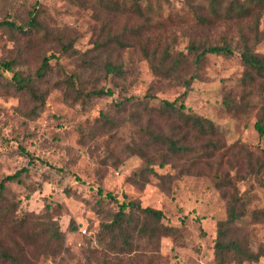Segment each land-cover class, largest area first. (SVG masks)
<instances>
[{
    "label": "rangeland",
    "instance_id": "374dc122",
    "mask_svg": "<svg viewBox=\"0 0 264 264\" xmlns=\"http://www.w3.org/2000/svg\"><path fill=\"white\" fill-rule=\"evenodd\" d=\"M190 2L206 5L204 0ZM159 3L157 19L162 25L136 38L128 30L138 27L140 19L130 15L113 18L98 7L96 0H0V19L14 15L18 23L37 5L39 18L51 34L44 41L1 29L0 63L14 59L15 69L33 72L43 55H57L52 62L53 73L36 84L37 90L45 93L44 105L36 114L31 112L29 95L0 85V182L7 175L28 169L19 180L6 184V198L17 203L19 216L31 213L43 217L48 206L49 217L63 233L62 245L55 254L38 253L32 246L26 248L28 264H216L213 245L217 223L226 218L227 207L222 196L225 187L218 188L216 183L231 180L247 212L264 208V188L253 177L240 180L248 161L256 156L254 147L264 149V134L259 135L254 126L264 97L254 86L249 90L250 96L245 97L249 104L245 112L231 113L222 106L227 94L233 101L241 97L243 67L238 55H207L198 70L188 62L185 77L194 75L195 80L186 90L181 82L157 76L141 49L144 45L149 53L155 51L156 59L165 48L171 49L172 54L186 53V46L193 41L219 45L226 40L237 49L241 34L252 43L253 32L249 28H253V20L216 22L201 28L193 23L183 1ZM255 27L259 40L254 48L264 55L263 11ZM113 33H122L127 45L116 52L117 62L128 73L125 78L113 80L97 71H81L84 52L93 51L96 42ZM55 36L63 43L71 42L68 51L59 50L52 40ZM94 55L87 53L88 58ZM64 72L79 73L85 89L103 87L112 96L75 100L65 95L59 82L64 79ZM185 91L186 111L219 129L222 148L214 150L206 146V140L190 135L187 142L192 151L182 157L167 156V163L161 165L163 155L168 153L157 146L150 151L157 176L137 187L130 179L138 178L143 164L137 155L125 150L126 142L138 141L137 127L128 122L114 132L113 138L104 131L96 141L81 143V135L89 131L94 119L108 111L110 103L119 97L146 93L154 96L147 113L151 115L161 101H173ZM154 123L166 131L164 121L155 119ZM98 141H102V149ZM104 142L117 164L107 157ZM99 187L120 201H135L160 210L162 223L172 227L173 232L152 241L142 238L129 253L109 251L105 241L99 239L100 225L116 208L112 203L99 201ZM236 227L238 235L247 233L244 236L252 253L264 246V225L253 224L250 213L238 220ZM243 264H264V256Z\"/></svg>",
    "mask_w": 264,
    "mask_h": 264
},
{
    "label": "trees",
    "instance_id": "16d2710c",
    "mask_svg": "<svg viewBox=\"0 0 264 264\" xmlns=\"http://www.w3.org/2000/svg\"><path fill=\"white\" fill-rule=\"evenodd\" d=\"M187 5L193 17V23L201 28L213 26L216 22H244L253 20V41L241 34L240 45L237 49L232 48L229 41L223 40L219 45L190 42L186 46V53L183 51L173 52L169 48L157 53L142 45V54L150 62V68L159 77L172 79L174 82H181L187 90L195 80L194 75L185 77V65L190 62L196 70L202 67L207 55L231 56L238 55L239 62L243 67L240 78L241 97L233 101L230 95H225L222 106L231 113L245 112L247 107L246 98L250 96V91L255 87L264 97V55L255 51L259 36L256 30L258 15L264 12V0H204L206 5L192 4L191 0H181ZM97 5L102 10L109 12L114 18L120 15L134 16L142 23L128 30L129 33L138 38L143 32L156 30L162 23L157 19L160 8V0H96ZM14 15H6L0 19V30L12 31L21 34H30L35 38L46 41L50 37V32L39 18V9L33 5L27 12L26 19L18 23ZM123 34H110L100 42L94 44L93 51L84 52L81 71L100 72L104 78L111 77L113 80L125 78L128 74L124 70L122 63L117 62L116 52L124 49L127 45L123 40ZM55 45L59 50L68 51L71 42L63 43L58 37H53ZM155 50V49H154ZM95 53L88 58L87 53ZM103 54L105 55L103 57ZM191 57V59H190ZM190 61H187V59ZM57 60V55H43L39 65L33 72L27 69H15L16 62L11 59L0 63V85L6 89L13 88L17 92L27 94L33 103L31 112L36 114V110L44 105L45 93L37 90L36 84L43 82L46 76L53 72L52 62ZM65 95L72 96L73 99L101 98L112 96L110 90L103 87L85 89L79 73L64 72V79L61 81ZM58 82V83H59ZM183 95L173 101L163 100L151 115L147 114L150 101L155 97L146 93L143 96H122L110 103L108 111L101 112L100 117H96L87 133L81 135V143L94 142L101 134L107 132L113 138L114 132L130 122L138 130V141L133 139L126 142L125 150L128 154L137 155L142 161V168L138 172L137 179H130L133 185L142 187L149 182L152 176H157L152 165L153 156L150 151L155 147L164 149L168 155H163L161 165L167 163V156L171 158L182 157L192 151L193 147L188 145L187 138L192 135L194 139H204L206 146L218 150L223 137L219 129L206 122L195 113L186 111L183 103ZM243 94V96H242ZM245 101V102H244ZM259 116L255 122V129L259 135L264 134V105L258 112ZM127 116V118H126ZM148 116V117H146ZM151 117V118H150ZM146 119V123L141 127V122ZM158 119L164 121L167 129L162 131L160 126L154 123ZM98 132V134L96 133ZM105 131V132H104ZM226 141V140H225ZM102 141L97 145L102 149ZM107 157L113 155L109 150V145L103 144ZM256 156L247 163V171L240 177H253L259 186L264 188V149L255 146ZM32 164L33 159H29ZM113 162L118 163L114 158ZM27 168L21 169L14 174L5 176L0 182V264H28L24 250L31 246L38 253L55 254L62 245V235L58 224L48 215V206L45 208V216H34L31 213L17 215L18 205L16 202H9L6 198L7 183L17 181L21 175L27 172ZM218 188L225 187L222 191L223 198L226 199V218L218 221L216 237L213 245V256L216 264H243L245 262H255L259 257L264 256V246H260L254 253L250 251L247 233L244 235L237 233L236 223L246 213H250L252 223L264 225V208L247 212L244 203L237 189L231 180H222L216 185ZM231 191V193L229 192ZM99 201L112 203L116 210L108 213L107 217L100 225L99 239L105 241V247L112 252L129 253L142 238L153 240L159 238L164 233H172L173 228L162 223L163 213L150 207H143L135 201H120L117 196L111 193H104L99 187L97 189Z\"/></svg>",
    "mask_w": 264,
    "mask_h": 264
}]
</instances>
